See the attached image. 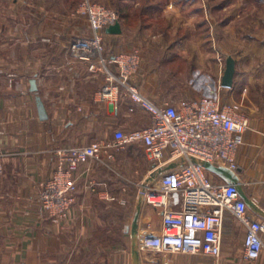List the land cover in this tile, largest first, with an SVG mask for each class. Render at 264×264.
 <instances>
[{"label": "crops", "instance_id": "obj_1", "mask_svg": "<svg viewBox=\"0 0 264 264\" xmlns=\"http://www.w3.org/2000/svg\"><path fill=\"white\" fill-rule=\"evenodd\" d=\"M128 1L141 4V11L122 15L121 34L102 33L106 57L133 50L140 56L137 74L113 102L100 93L106 78L91 74V62L69 51L74 41L94 36L82 13L91 0H8L12 39L3 51L9 52L3 54L7 60L0 59V264H264V251L257 261L244 258L246 225L232 213L224 221L218 259L141 250L143 236L162 231L163 211L142 198L143 187L155 183L151 176L157 168L139 143L112 149L111 157L110 148H104L98 158L73 170L78 191L65 221L54 223L43 209L42 185L57 167V149L104 146L118 131L151 124L152 114L132 99L130 87L162 107L210 93L223 104L225 90L234 99L242 86L252 85L241 72L244 63L235 57L232 87L222 86L223 73L217 91L209 88L208 78H196L197 69H207L205 56L212 52L210 22H205L209 11H199L196 0ZM160 1L162 6L155 7ZM131 17L141 22L132 25ZM160 18L170 22L161 28ZM108 70L117 74L119 68L110 63ZM34 78L38 92L31 91ZM38 96L47 120L39 116ZM245 114L249 129L236 153L237 176L264 210V101L252 103ZM208 175L214 183L228 182L216 173ZM172 199L178 210L179 195ZM249 216L264 221L250 207Z\"/></svg>", "mask_w": 264, "mask_h": 264}, {"label": "built area", "instance_id": "obj_2", "mask_svg": "<svg viewBox=\"0 0 264 264\" xmlns=\"http://www.w3.org/2000/svg\"><path fill=\"white\" fill-rule=\"evenodd\" d=\"M83 13L88 15L94 36L74 41L69 51L74 58L91 62V74H102L106 78L107 83L100 93L103 99L114 102L122 87H127V81L137 74L140 56L135 53L106 57L102 33L120 22V15L103 5H88ZM110 63L118 65L117 74L108 70ZM129 91L132 99L152 114L151 124L128 132L118 131L115 140L104 146L96 142L85 147L57 149V167L43 183L40 195L42 207L51 220L56 224L65 221L76 202L75 168L98 158L104 148H110L111 157L112 149L139 143L157 169L166 162L185 160L181 168L143 187V200L163 211V228L157 235L143 236L139 243L141 250L218 259L222 254L224 221L227 213H232L246 225L244 258L247 261L260 259L264 251V221L249 216V206L237 184L214 183L208 170L191 160L195 157L207 161L237 176L236 153L245 142L249 118L237 106L222 104L214 93L196 101L181 100L178 106L159 107L143 99L135 87H130ZM173 194L180 197L178 210L173 208Z\"/></svg>", "mask_w": 264, "mask_h": 264}, {"label": "rangeland", "instance_id": "obj_3", "mask_svg": "<svg viewBox=\"0 0 264 264\" xmlns=\"http://www.w3.org/2000/svg\"><path fill=\"white\" fill-rule=\"evenodd\" d=\"M91 1V6L103 5L117 12L120 15V22H122L124 13H139L141 11V4L135 7L133 5L135 3L128 0ZM1 3L0 59L7 60L5 56L9 55V52L5 53L3 51L9 47L12 39L9 13L12 6L8 0H4ZM161 6L162 1L155 5L157 8ZM196 7L199 11H204L205 13L209 11V21L205 18V22H210L212 52L205 56L208 70L204 68L205 71L202 72L197 69L195 76L196 78H208L209 88L217 91L222 87L218 80V75L224 74L228 58L235 57L238 61L243 62L241 72L244 76H247L248 80H252V85L242 86L234 95V99L230 94L233 92L225 90L223 104L235 105L241 113L246 115L245 113L252 103L258 102L260 99L264 101V0H196ZM83 15L87 14L83 13ZM130 22L132 25H136L141 21H139L138 17H131ZM169 22L161 18L158 20L161 28L167 26ZM101 43L105 49L104 41ZM136 51L139 52L138 50H133L131 54L137 53ZM216 63L219 66H215ZM218 72L219 74H217ZM203 84H206L205 80H203Z\"/></svg>", "mask_w": 264, "mask_h": 264}, {"label": "water", "instance_id": "obj_4", "mask_svg": "<svg viewBox=\"0 0 264 264\" xmlns=\"http://www.w3.org/2000/svg\"><path fill=\"white\" fill-rule=\"evenodd\" d=\"M107 33L109 34H121L123 32L122 30V24L121 22H117L115 25L110 26L107 28ZM236 74V61L233 57H229L227 60V66L226 70L224 73V76L222 78V86L224 87H232L234 85V78ZM31 91L32 92H38V85H37V80L36 78L31 80ZM37 105H38V111H39V116L42 120H47L48 119V113L46 111V107L44 105V102L40 96L37 97ZM193 163H197L205 167L208 171L216 173L218 175L223 176L228 182L235 183L238 185V189L242 195V197L246 200L248 206L258 215L264 218V210H262L254 201H252L246 192L243 189V186L240 184L239 179L237 176L227 170L224 167L221 166H216L214 164H211L207 161L197 159L195 157L191 158ZM185 160H177V161H172L168 163L167 165H163L160 168H158L151 176V179H158L161 176L174 171L176 169L181 168L184 166Z\"/></svg>", "mask_w": 264, "mask_h": 264}]
</instances>
